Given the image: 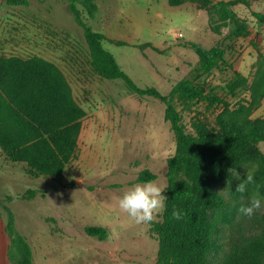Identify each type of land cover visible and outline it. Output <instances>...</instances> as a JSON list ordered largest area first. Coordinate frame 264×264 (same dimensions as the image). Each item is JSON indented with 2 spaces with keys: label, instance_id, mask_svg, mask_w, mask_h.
<instances>
[{
  "label": "rangeland",
  "instance_id": "obj_1",
  "mask_svg": "<svg viewBox=\"0 0 264 264\" xmlns=\"http://www.w3.org/2000/svg\"><path fill=\"white\" fill-rule=\"evenodd\" d=\"M95 3L93 17L80 4L78 14L105 34L103 45L138 85H153L168 94L187 78L201 88L196 99L174 100L187 131H193L197 121L217 126L220 117L240 122L264 119V22L250 11L264 13V0L232 6L246 18L248 30L241 34L219 10L195 0L179 5L168 0ZM186 40L223 47V60L202 72ZM0 55L54 64L83 110L74 157L60 176H32L25 163L8 159L0 149V264H12L6 258L9 239L1 229L7 221L5 206L14 213L15 230L32 247L34 264H155L159 240L152 222L133 223L117 201L128 187L140 183L136 177L142 169L156 173L154 180L167 186L166 158L175 151L176 140L164 118V103L138 97L121 79L102 78L93 71L83 29L67 0H29L24 6L0 0ZM259 148L264 152V140ZM256 168L257 163L247 159L234 168L239 178L231 173L215 184L218 191L229 189L234 217L216 229L217 247L209 264H224L231 240L264 227V205L249 219L238 211L247 203V194L241 201L235 192L246 172ZM255 178L259 184L256 173ZM260 191L264 197L261 187ZM89 224L105 227L106 238L86 233Z\"/></svg>",
  "mask_w": 264,
  "mask_h": 264
},
{
  "label": "trees",
  "instance_id": "obj_2",
  "mask_svg": "<svg viewBox=\"0 0 264 264\" xmlns=\"http://www.w3.org/2000/svg\"><path fill=\"white\" fill-rule=\"evenodd\" d=\"M2 1L8 6H24L29 2ZM67 1L83 29L93 71L102 78L121 79L132 94L153 97L165 105L164 118L170 124L176 145L173 154L166 158L165 208L161 219L151 223V230L159 240L155 264H209V256L217 247L216 229L220 222H229L234 217L232 201L217 193L215 184L231 176L230 168H240L249 159L257 163L255 173L264 193V152L259 148V142L264 140V119L240 122L220 117L217 126L197 121L194 130L187 131L174 100L196 99L202 94L201 88L187 78L176 82L168 94L153 85H138L103 45L105 34L93 30L78 14L77 4H80L93 17L97 11L95 0ZM184 1L168 0L171 5ZM195 1L219 10L234 24L236 34L248 30L246 18L240 17L232 6L248 4L250 0ZM250 11L264 22V13ZM115 42L124 44L120 40ZM184 45L197 54L198 68L204 73L224 58L225 50L219 45L203 47L191 40H186ZM82 116L83 110L54 64L35 57L0 55V149L8 159L25 163L28 174L57 177L63 173L74 157ZM156 177V173L142 169L136 181ZM174 207L186 213L179 221L171 218ZM5 208L7 221L1 229L9 239L7 260L12 264H34L31 245L15 230L12 209ZM84 228L89 235L106 238L107 229L101 225L89 224ZM224 264H264V227L255 234L231 240Z\"/></svg>",
  "mask_w": 264,
  "mask_h": 264
},
{
  "label": "clouds",
  "instance_id": "obj_3",
  "mask_svg": "<svg viewBox=\"0 0 264 264\" xmlns=\"http://www.w3.org/2000/svg\"><path fill=\"white\" fill-rule=\"evenodd\" d=\"M228 171L239 178V174L234 168H230ZM249 186H252L250 192ZM165 187L151 179L135 183L128 187L118 198L117 206L133 223L138 225L151 223L165 208V201L167 200L163 195ZM235 192L240 194L241 201H244L247 194V203L241 204L238 209L239 213L250 219L256 212L262 210L264 197L261 196L260 185L256 183L255 169L246 172V178L237 185ZM217 193L227 198L230 191L226 187ZM185 215L186 213L182 209L178 210L175 207L171 212V218L177 221Z\"/></svg>",
  "mask_w": 264,
  "mask_h": 264
}]
</instances>
